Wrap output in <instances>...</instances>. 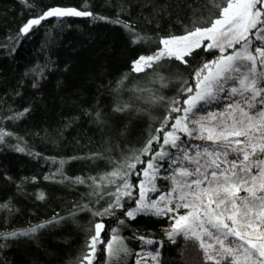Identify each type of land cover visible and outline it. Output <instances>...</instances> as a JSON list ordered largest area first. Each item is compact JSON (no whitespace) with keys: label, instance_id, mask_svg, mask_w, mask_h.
Returning <instances> with one entry per match:
<instances>
[{"label":"snow or ice","instance_id":"obj_1","mask_svg":"<svg viewBox=\"0 0 264 264\" xmlns=\"http://www.w3.org/2000/svg\"><path fill=\"white\" fill-rule=\"evenodd\" d=\"M20 2L29 9L35 7L31 0ZM125 10L121 5L120 11ZM74 17L120 24L133 44L156 42L149 54L131 62V72L146 73L147 83L129 87L125 73L116 82V90L127 89L136 100L145 99L160 112L154 114L132 100L117 103L113 111L129 117L147 111L153 123L144 142L121 150L115 160L109 157L111 170L98 176L68 177L61 160L57 172L45 179L59 175L58 183L86 185L87 202H74L68 216L56 213L27 228L0 231V250L10 241L36 242L42 230L74 222L79 212H87L93 219L77 264H92L98 245H104L107 264H127L133 253L125 243L128 238L119 234L120 226L127 227L138 216L167 218L168 227L159 240L133 231L131 239L142 242L135 264H163L165 242L176 244L177 237L186 247L188 242L196 246L202 253L201 264H264V0H201L179 32L155 37L141 34L119 13L115 20L98 15L87 2L79 8L53 6L27 19L17 36H27L49 18ZM15 46L14 42L9 47V54ZM177 61L183 71L174 66ZM161 69H168V74L162 75ZM33 71L32 87H36V76L43 79L44 73ZM157 83L160 89L173 83L178 87L174 95L165 96L149 86ZM144 92L149 93L147 98L140 95ZM28 111L25 108L8 119ZM86 114L96 123L103 122L99 110ZM13 135L0 129V144ZM16 150L24 151L18 145ZM104 157L97 152L87 158ZM158 181L166 182L168 188L158 187ZM36 198L43 201L46 195L40 192ZM0 207L9 213L17 211L9 204ZM109 217L116 218L117 226L110 228L105 241L101 232ZM0 264L7 261L0 258Z\"/></svg>","mask_w":264,"mask_h":264},{"label":"trees","instance_id":"obj_2","mask_svg":"<svg viewBox=\"0 0 264 264\" xmlns=\"http://www.w3.org/2000/svg\"><path fill=\"white\" fill-rule=\"evenodd\" d=\"M31 2L35 4L33 9L26 8L20 0H0V129L14 134L6 138L5 144H0V206L9 204L17 210L9 213L0 207V231L27 228L56 213L68 216L74 202H87L89 189L86 185L68 181L65 185L52 184L61 179L59 175L45 179L57 172L61 160L65 161L63 172L68 177L98 176L111 170L109 157L115 160L121 150L138 148L144 142L153 123L147 111L129 117L113 111L117 103L132 100L138 107L154 114L160 112L145 99L136 100L127 89L116 90V82L125 73L129 74V87L147 83L150 77L146 73L131 72V62L138 55L149 54L155 49L154 40L133 44L130 34L120 24L91 18H52L27 36L18 37L23 23L49 7L79 8L87 2L98 15L115 20L119 13L121 20L132 24L141 34L155 37L158 33L179 32L188 23L192 8L201 0ZM121 5L126 9L124 12L120 11ZM162 8L167 10L161 11ZM14 42L15 51L9 54V47ZM199 60L197 57L196 62ZM173 63L183 71L184 66L178 61ZM33 70L44 73L43 79L36 76L39 81L36 87H32ZM161 74L167 75L168 69H161ZM149 86L160 89L158 83ZM176 87L178 85L173 83L160 91L170 96L175 94ZM140 95L147 98L149 93ZM25 108L30 111L22 117L8 119L14 113L24 112ZM97 110L102 113V123L94 122L93 117L86 114L94 115ZM17 145L24 151H17ZM109 148L110 152L107 151ZM97 152L104 153L105 157L87 158ZM8 176L12 179L5 178ZM21 181L22 190H18ZM157 185L168 188L166 182L158 181ZM51 191L57 196L49 195ZM39 192H44L47 199L39 201L36 198ZM92 219L89 213L79 212L74 222L70 220L44 232L37 242L11 244L3 255L0 250V258L3 257L7 264H77L85 250ZM103 222L106 228L101 239L107 241L110 228L116 227L117 221L115 217H109ZM167 227V218L151 216H138L135 221H128L127 227L120 226L119 234L128 238L125 243L133 253L127 264H135V253L142 251V242L131 239L134 230L159 240L164 238ZM103 249L104 245L97 246L93 264H107ZM161 251L163 264H201L202 253L191 242L186 247L181 237H177L176 244L166 241Z\"/></svg>","mask_w":264,"mask_h":264},{"label":"rangeland","instance_id":"obj_3","mask_svg":"<svg viewBox=\"0 0 264 264\" xmlns=\"http://www.w3.org/2000/svg\"><path fill=\"white\" fill-rule=\"evenodd\" d=\"M51 183V182H50ZM52 184H56V185H58L59 183L57 182V181H53L52 182ZM60 184H62V185H65L66 184V182H64V183H60ZM40 193V192H39ZM242 195H243V193H241ZM49 195H52L53 197H56L57 196V194H55L54 193V191H51L50 192V194ZM47 197L48 196H46V199H47ZM39 201H41V200H39ZM181 211L183 212L184 210L183 209H181ZM62 225H64V223H62L60 226H62ZM59 227V226H58ZM55 228H57V227H55ZM55 228H52L51 230H53V229H55ZM51 230H49V229H44V230H42L41 231V233H40V236L44 233V232H47V231H51ZM104 235V234H103ZM39 236V237H40ZM34 243V241H31V240H20V241H10L9 242V246L11 245V244H20V245H26L27 243ZM37 242V241H36ZM1 243H2V241H1ZM8 246V247H9ZM8 247L7 248H4V249H2V255H3V253H5V251H7L8 250ZM3 258V257H2ZM4 259V258H3ZM92 264H93V261H92Z\"/></svg>","mask_w":264,"mask_h":264},{"label":"water","instance_id":"obj_4","mask_svg":"<svg viewBox=\"0 0 264 264\" xmlns=\"http://www.w3.org/2000/svg\"><path fill=\"white\" fill-rule=\"evenodd\" d=\"M50 19H52V18H49V20ZM67 19H90V18H88V17H79V18L74 17V18H67ZM105 228H106V226H105ZM104 232H105V229L101 232V238H102Z\"/></svg>","mask_w":264,"mask_h":264}]
</instances>
